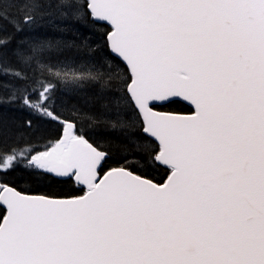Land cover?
Instances as JSON below:
<instances>
[{
    "label": "snow or ice",
    "instance_id": "obj_1",
    "mask_svg": "<svg viewBox=\"0 0 264 264\" xmlns=\"http://www.w3.org/2000/svg\"><path fill=\"white\" fill-rule=\"evenodd\" d=\"M0 264H264V0H0Z\"/></svg>",
    "mask_w": 264,
    "mask_h": 264
}]
</instances>
